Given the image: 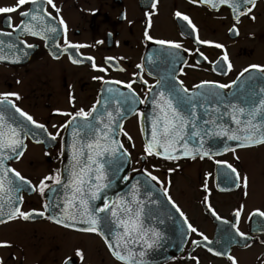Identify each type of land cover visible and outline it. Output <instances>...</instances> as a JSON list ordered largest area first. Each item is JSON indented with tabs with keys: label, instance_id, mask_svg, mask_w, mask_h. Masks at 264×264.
Here are the masks:
<instances>
[{
	"label": "flooded vegetation",
	"instance_id": "flooded-vegetation-1",
	"mask_svg": "<svg viewBox=\"0 0 264 264\" xmlns=\"http://www.w3.org/2000/svg\"><path fill=\"white\" fill-rule=\"evenodd\" d=\"M152 2L54 0L60 10L57 12L40 0L37 5L26 3L17 12L0 14V33H11L0 35L3 41L0 55L4 57L0 60V94L19 95V99L9 96L11 103H0V115L6 124L18 130L22 144L17 149L23 153L17 158L16 152L5 149L4 155L11 158L4 160L0 173L12 169L30 182H23L19 196L23 198L19 203L21 211L45 212L44 217L34 214L27 221L16 219L0 224V241L11 245L0 247L3 264H65L66 261L68 264H232L229 256L237 264H264V217L258 214L264 212V144L228 147L203 159L200 155L195 159L190 156L165 159L161 155H147L144 137V128L152 131L153 119L148 117L158 114L154 101L160 99V92L172 96L173 103L177 104L174 89L181 86L188 89L187 95L192 99L189 101L186 97L185 103L178 106L180 110L188 109L181 110L186 118L194 117L198 114L193 112L202 107L201 101L207 97L195 93L208 91L197 89L196 85L204 81L228 85L248 68L249 72L244 73L248 76L245 79L248 85L238 86V94L251 100L264 99V73L250 67H264V0H256L254 8L251 4L239 7L240 12L247 8L252 11L240 15L238 20L233 8L223 4L213 9L192 0H158L153 9ZM16 4L17 0H0V7ZM25 11L39 15L45 11L50 13L45 15L43 24L55 27L56 32L41 38L19 29L14 31L22 21L28 22L29 18L20 14ZM176 12L187 16L191 25L176 17ZM146 32L151 40L146 39ZM197 38L211 43H198ZM161 40L179 43L181 48L156 43ZM66 41L84 47L65 50ZM225 54L227 61L223 59ZM73 60L82 62L73 63ZM93 61L96 68L92 66ZM228 63L232 65L231 70H227ZM128 84L132 85L131 90L126 87ZM228 90L211 89L216 94ZM150 96L152 107L148 103ZM101 101L103 108L116 103L130 112L121 122L118 137L129 161L115 173L112 168L103 167V181L108 187L100 199L91 200L94 204L91 209L102 207L107 201L115 203L118 212L125 203L132 207L133 213L139 211L138 223L147 235L143 238L137 235L126 247L123 242L130 238L123 236L124 229L110 213H99L101 220L96 233L76 230L88 226L83 223L67 228L47 218H60L54 216L62 210L55 207L54 199L60 191L66 193L67 188L61 186L57 190L58 184L48 180L45 183L49 187L44 194L38 190L41 180L47 176L58 178L60 183L73 176L71 168L65 166L69 155L66 150L74 147V141L79 139L75 126L84 118L69 121L81 109L91 113L87 119L92 117ZM15 108L44 128L27 121ZM100 115L106 117V111ZM100 124L97 129L102 135L98 139L103 140L106 124L103 121ZM93 129V135L85 139L95 140L96 126ZM231 148L235 152L227 150ZM78 161L79 174L85 167ZM227 164L236 169L239 179ZM149 173L157 179L152 180ZM88 174L93 179L96 175L95 172ZM244 177H247V187ZM7 180L11 181L6 185L8 188H15L16 182H21L13 172H8ZM45 204L50 205L47 210ZM237 211H240L239 217ZM189 224L197 231L192 232ZM238 232L244 233V237ZM153 233H158V237ZM201 233L208 242L203 241ZM193 241L201 243L197 245ZM109 243L113 248L122 246L130 252L134 247L151 244L156 246L155 256L120 261L113 255ZM78 250L82 258L77 255Z\"/></svg>",
	"mask_w": 264,
	"mask_h": 264
},
{
	"label": "snow or ice",
	"instance_id": "snow-or-ice-1",
	"mask_svg": "<svg viewBox=\"0 0 264 264\" xmlns=\"http://www.w3.org/2000/svg\"><path fill=\"white\" fill-rule=\"evenodd\" d=\"M40 2V0H17V4L15 6H7V7H0V14L3 13H14L17 12L22 6H24L26 3H31L33 5H37ZM44 3L47 5L52 6L54 9H56L57 12H59V8L56 7L54 0H43ZM192 2H201L204 4L209 5L211 8L216 9L219 5L227 4L233 7L234 12L236 13L237 20L239 19L240 15H246L249 14L252 11V8L255 7L256 0H192ZM158 3V0H153L151 7L153 9L156 8V4ZM248 5L251 4L252 8H247L245 12L239 11V5ZM22 17H28V22H23L21 25L16 26L14 28V31L19 29L27 34H31L33 36H40L41 38H45L47 33L50 32H56L55 27H48L43 24L45 15L50 16V13L44 12L43 15L39 14H33L32 11H25L20 13ZM176 17L182 18L184 21H187L189 25H191V21L187 16H183L180 12L175 13ZM252 19H255V17H252ZM150 21V17H149ZM35 22V23H34ZM9 23H10V17H9ZM60 24H64L63 19H60ZM150 26V23H149ZM194 28V26H192ZM64 31L66 33L67 26L64 25ZM231 31H235V29H232ZM238 34V33H237ZM0 35H11V33H0ZM146 39L151 40L152 37L147 35V32L145 33ZM197 42L201 44H210L211 42L208 41H200L197 38ZM156 43L160 45H169L172 48L179 49L181 48V45L179 43H173L169 41H156ZM3 44V41H0V45ZM215 47H222V45L215 44ZM28 47H32L31 45H28ZM77 47H84V45H74L69 44L66 41V48H77ZM58 58V57H56ZM4 57L0 55V60H3ZM87 59L92 60L93 58L88 57ZM108 60H111L113 58H107ZM225 61H227V55L223 57ZM16 62V61H14ZM73 63H80L82 61L79 60H73ZM93 68H96L94 61L92 64ZM140 67V66H138ZM232 65L230 63L227 64V70H231ZM252 69H257L258 71L264 73V67L252 65L250 66ZM100 71H106V69H99ZM249 72V69L246 68L243 70V72L240 73V76L237 77V81H233L231 84L225 85V84H215L214 82L204 81L199 85H196L195 87L197 89H207L206 92H196V96H212L216 95V93H213L211 91L212 88H230L233 85H236L238 81L244 76V73ZM226 74V73H225ZM108 83V82H106ZM119 83V82H116ZM147 83V82H145ZM160 86V82H157V87ZM126 87L131 90L132 85L128 84ZM109 92H112L113 89H108ZM151 92V89H149ZM174 91L177 92V95L175 99L177 100V104L173 103V97L172 96H166L164 92L159 93L160 99L158 101H154L156 104V108L158 110V114L154 117L152 121V133H151V139L145 144V152L147 155H161L165 159H178L180 158L178 155H175L179 149L175 147L176 145H179L184 149V151L181 153L183 156H190L191 158L195 159L196 155H200V158L203 159L205 156L209 155V152H199L189 150L188 149V143L185 140V136L182 135L184 132L185 125L190 123V121L187 120V118L182 114L179 104L185 103L186 97L187 100H191L192 96L187 95L188 89L183 88L182 86L179 89H174ZM181 93L183 95H181ZM9 96H15L16 99H19V95L16 93H5L0 94V103H11L8 101ZM126 99H131L130 97ZM143 103V101H140ZM259 107H253L251 110H246L242 107L233 106L235 115L233 116L235 122L237 125L243 124V129H237L238 132H243V135L234 134L231 136H227L229 140H235L239 141L238 147H253L257 144H264V131H261L262 128H264V124H258L254 123L256 117L264 116V99H261L259 102ZM14 107V105H13ZM193 111L195 110V105H192ZM15 111L19 113L20 116L24 117L27 121H30L32 124H35L38 128H44L43 125L36 124V122L33 120V118L28 115L27 113L23 112L19 108H15ZM95 111V108L93 109ZM63 115H71L68 113H61ZM91 113H86L82 109L75 114V116L72 117V121H69V123H72L76 120L77 117H83L85 120L88 116H90ZM109 115V120L111 121V113ZM240 115H246V120H241L239 118ZM68 125H65L67 127ZM85 127H88L85 125ZM104 134L103 139L107 140L110 138V133L112 132V129L109 127V125L104 126ZM207 134V133H205ZM224 135H227V133H223ZM76 135L78 136L79 133L77 132ZM127 135V133H125ZM195 136H199L200 133L195 132L193 133ZM53 140L56 139L55 136L51 137ZM129 139H131L129 137ZM22 144V140L19 138V132L16 128L11 127L10 125L6 124L4 122V118L2 115H0V167H2L3 162L5 159H10L11 157H7L4 155L5 149H11L12 152H16V149ZM75 147V146H74ZM89 150L95 151V154L97 156H103L105 152H112L115 153L118 151V149H108L99 144V139L97 140V143L95 145L89 144L86 146ZM119 147H123L120 145ZM154 149H163V151ZM235 152V148L227 149ZM23 155L22 152L17 153V158L19 156ZM78 155H83V152L81 149H76L73 155V159L78 161ZM89 167L87 168L88 172H95L96 175L93 178H89V180L85 181L83 177V173L85 169H81L79 174L74 173L73 176V195L71 200L67 201L65 213L61 218H55V217H47L49 219H53L55 223L61 224L64 227L67 228H75L76 222L83 223L88 225L87 227L76 229L78 231H84V232H92L96 233L99 231L97 225L100 223L101 217L99 216V213H105L108 212L110 215L114 218H116L117 224L124 229L123 236L128 237L130 239L124 240L123 246L126 247L128 243H132L135 239V237L138 235L141 238L143 236L147 235L143 232L142 225L138 223L139 220V211H136L133 213V209L130 205L127 203L124 204L123 207L120 208V211H117V206L115 203L109 204L107 201L103 204L102 207L95 208L90 210L89 209V200H97L101 198V194L103 190L108 187L107 184L101 183V181L104 180V174H103V164H100L98 167L93 169L91 167L92 164H96L97 161L93 159L92 155L88 156ZM218 164L220 163H226L217 161ZM227 168L231 170L232 173L235 174L236 178L239 179V173H237L236 169L232 167L231 164H227ZM8 172H13L16 177L19 178L21 182L28 183L30 182L25 181L24 177L20 176V173L15 172L12 169H4L2 170V173H0V224L7 223L11 220L16 219H23L25 221L31 219L33 215H39L41 217L45 216V212H23L21 211L20 207L18 206V203L22 202V197H12L10 194L13 191H20L21 185H17L15 188H8L6 187L7 184H10L11 181L7 180V174ZM151 176V174H148ZM126 178V177H125ZM152 180H156L157 178L154 176H151ZM48 180H54L55 183L59 184L60 180L53 176H47L43 180H41L39 185V191L41 194H44V191L49 186L45 183V181ZM244 186L247 187V177H244ZM33 191H36V188H32ZM7 197V199H5ZM45 210H47L50 205L45 204ZM71 208L72 211H68V208ZM9 209L8 211H5V209ZM178 210V209H177ZM215 215V213H213ZM254 215L257 213H253ZM260 216L264 217V212L258 213ZM181 215H183L181 213ZM240 211L236 212V216L239 217ZM124 218H121V217ZM66 221H71V223H68ZM188 228L192 232H196L197 230L193 228L190 224L188 225ZM238 231V230H237ZM158 233H153V236L158 237ZM202 236V239L204 242H208V238L206 236H203V234H200ZM238 235L241 237H244V233L238 232ZM123 239V237L121 238ZM138 242V241H136ZM146 243V241H145ZM201 241H193V244L199 245ZM11 245L6 241H0V247H10ZM110 250H113V255L120 261L128 262L132 259V255H123L119 250H116L113 248V244L109 243ZM148 247H151V244L148 245ZM208 251H212L211 248H208ZM217 255H220V253H216ZM77 255L81 258L83 257V254L77 251ZM141 256L144 255L143 252L140 253ZM229 259L232 261V264H237V261L234 257L229 256ZM0 264H3V261L0 260ZM65 264H68V261L65 262Z\"/></svg>",
	"mask_w": 264,
	"mask_h": 264
},
{
	"label": "water",
	"instance_id": "water-1",
	"mask_svg": "<svg viewBox=\"0 0 264 264\" xmlns=\"http://www.w3.org/2000/svg\"><path fill=\"white\" fill-rule=\"evenodd\" d=\"M227 5V4H223ZM230 6V5H227ZM244 6L243 4H240L239 7ZM231 7V6H230ZM233 8V7H231ZM245 79H248V76H243L240 81L236 85H233L229 88L228 91L218 92L216 95L207 96L206 99H203L201 101L202 107L199 109H196L195 112L197 113V116L194 117H187V120L190 121V123L185 125L184 132L182 135L185 136V140L188 143V149L193 151H199L204 152L207 151L209 154L216 153L219 151H222L228 147L237 146L239 141L235 140H229L227 136H231L234 134L243 135L244 133L238 132L237 129H243L244 125H237L233 116L235 115L234 107L238 106L242 107L246 110H251L254 106L259 107V101L257 100H251L248 97H243V95H239L237 92L238 86L248 85L245 83ZM237 81V80H236ZM215 93V92H213ZM148 103L150 107H152V96L149 97ZM108 105V104H107ZM106 108H103L104 102L101 101L100 105L97 107L95 113L92 115V117L88 119H81L78 121V123L75 126V134L78 132V138L74 141L73 146L69 150H66V152L69 155H66V163L65 166L71 168V172L78 174L76 171V160L73 159V155L76 149H81L83 152V155H78V160H80V165L85 167L86 171L83 173V179L85 181L89 180V178H93L92 174H88L87 168L89 167V161L88 156L92 155L93 159L97 161V163L101 162L103 164L104 168L107 170L109 168H112L113 173H115V170L120 167H125L126 162L129 161L128 153L123 150L119 143V131H120V125L123 119L128 115L127 110L122 109V107L118 106L116 103H112L111 107L107 106ZM152 110V109H151ZM182 111L188 110V109H181ZM101 111H106V117H102ZM109 113H111V121L109 120ZM239 118L243 121L247 119L246 115H240ZM149 120L154 119V116L150 115L148 117ZM103 121L105 124L109 125V127L112 129V132L110 133V138L107 140H99V143H101V146L108 148V149H118L115 153L112 152H105L103 156H97L95 154V151L89 150L86 146L89 145L90 142H93L94 144L97 143V140L101 134H99V130L97 129L99 127L100 122ZM254 123L258 124H264V116H257ZM87 125L88 127H85ZM94 126H96V132L94 134L95 140L85 139L88 136L93 135L94 132ZM261 131H264V128L261 129ZM198 132L200 133L199 136L193 135V133ZM227 133V135H224L223 133ZM151 132H148L144 128V137L147 140V142L151 139ZM207 133V134H205ZM179 149L175 155H178L179 157H187L181 155V153L184 151L182 147L179 145H176ZM159 150L163 151V149H154V151ZM20 149H16V154L20 153ZM109 159H111V163H109ZM106 160V161H104ZM96 164H92L91 167ZM73 176L69 178L68 180H65L64 182H61L58 184L57 190L61 189V186H64V188H67V192L62 194L60 191L59 195L54 199V205L55 207L61 208L62 210H58L57 213H55L54 216H59L60 218L65 213L67 201L71 200L73 195ZM136 183H139V180L135 181ZM101 183L104 184V181ZM66 184V185H65ZM21 185V190L16 192L15 194L11 195L12 197H19L22 189L24 188L23 182H16V186ZM69 185V186H68ZM68 186V187H67ZM56 189V188H55ZM95 200H93L94 202ZM93 202L89 200V209L93 207ZM19 206V203H18ZM9 209H5V211H8ZM68 211H72V209L69 207ZM68 223H71V221H66ZM79 223V222H76ZM103 231V228H100ZM155 247L152 246H143V247H134L135 250L133 252H130V250H123V247L117 246L116 250H119L121 254L123 255H132V257H142L144 259H152L155 256ZM140 248L142 249L141 252L144 253L143 256L140 255ZM173 248V247H172ZM175 249H178L177 247ZM162 253V252H161ZM137 255V256H136Z\"/></svg>",
	"mask_w": 264,
	"mask_h": 264
}]
</instances>
